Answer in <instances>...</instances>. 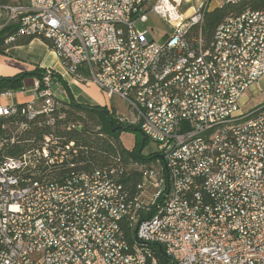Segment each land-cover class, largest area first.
<instances>
[{
  "label": "built area",
  "instance_id": "built-area-1",
  "mask_svg": "<svg viewBox=\"0 0 264 264\" xmlns=\"http://www.w3.org/2000/svg\"><path fill=\"white\" fill-rule=\"evenodd\" d=\"M182 3L0 5V32L14 29L5 45L49 41L70 75L127 103L128 114L114 108L119 123L139 126L156 156L135 187L122 181V163L78 169L76 140L60 133L78 124L66 122L53 70L36 80L33 101L3 91L0 149L21 142L17 134L52 130L22 141L29 147L18 156L0 157V264H166L158 246L169 264H264V104L241 111L243 95L264 77V9L227 17L207 41L201 25L210 5L185 15ZM152 13L171 27L163 43L137 27Z\"/></svg>",
  "mask_w": 264,
  "mask_h": 264
},
{
  "label": "trees",
  "instance_id": "trees-1",
  "mask_svg": "<svg viewBox=\"0 0 264 264\" xmlns=\"http://www.w3.org/2000/svg\"><path fill=\"white\" fill-rule=\"evenodd\" d=\"M19 0H0V5H9L18 2ZM263 10L264 0H242L239 3L231 4L225 3L221 6H217L211 10H207L204 13L203 23L201 25L202 35L205 40L211 41L215 35L218 27L224 22V20L232 15H238L245 10ZM13 27L5 28L0 32V53L5 52L7 46L4 44V40L7 34H11L14 29ZM200 31V26L197 25L192 29V35L198 36ZM34 37H25L19 40V44H28ZM50 45V42L44 40ZM46 69L36 68L31 72H22L12 78H0V82H4L7 86L6 88L12 90H20L23 87V80L28 75H34L37 80L41 79L45 74ZM54 72V76L59 77L60 74ZM65 85L67 83L63 81ZM70 92V89L67 85ZM23 90V89H21ZM72 97V95H71ZM73 99V98H72ZM66 106V122L72 121L78 124L76 129L72 131H64L61 129V134L68 137V139L76 140V145L78 146V155L75 160L78 169L84 170H95L98 168H106L116 166L118 163H122L125 167V173L122 176V181L131 187H135L142 180L141 169L151 164L156 156L153 154H143V148L145 147V142L148 140L147 136L143 137L142 144H137L134 149H127L121 139V133L124 126H131L119 123L116 117V111L114 108L110 109L111 117H109L105 110H109V106L94 105L90 106L88 104H82L76 102L74 99L70 102L64 101ZM14 121L16 118H11L6 121V123L14 126ZM8 127V125H7ZM114 127H118L117 131H113ZM140 129L139 126H136ZM100 128V129H98ZM51 127H46L44 130H38L34 128L28 132L19 136L15 144L10 142L2 146L0 149V157L2 156H18L29 144L23 143L25 139H30L32 137H41L43 133L50 132ZM131 130V129H127ZM13 131V130H12ZM133 131V130H132ZM138 132V131H136ZM5 134V130L0 126V139ZM120 160V161H119ZM68 169H62L61 171L55 172V179L61 181L63 174L68 173ZM157 254L162 262L169 264V259L165 256L164 249L156 248Z\"/></svg>",
  "mask_w": 264,
  "mask_h": 264
},
{
  "label": "rangeland",
  "instance_id": "rangeland-1",
  "mask_svg": "<svg viewBox=\"0 0 264 264\" xmlns=\"http://www.w3.org/2000/svg\"><path fill=\"white\" fill-rule=\"evenodd\" d=\"M202 1L205 3V5H207V3L209 5H215L219 0L218 1L217 0H183V3L180 6V10L185 12V15H187L190 11V9H189L190 6H192V5L197 6V4H199ZM137 27L140 30H144L147 28L150 29L153 37L160 43L164 42L165 33H171V31H172L171 27L164 20H162L158 15H156L154 13L150 14L148 23H139L137 25ZM14 60H16V59H14ZM60 62L62 63L61 66H63V68H65V69H62L60 71L62 73L61 74L62 79L57 77L58 80L60 81L59 84H61L59 93L65 91L67 97L71 99V95H73V93L75 92L77 87L82 88L81 86L88 87L91 85L97 86L93 82L82 83V82L74 81L73 83L72 82L70 83L71 85L67 83V85H69L71 87V91L69 92L67 85H65V83L63 81H65V79H67V76H70V75H69L66 67L64 66L62 60H60ZM25 63H27V62H25ZM2 64H4V63L0 62V72H2L4 69V65H2ZM59 69H61V68H59ZM57 71H59V70H57ZM57 78H56V80H57ZM36 80H37V77L34 75L26 76L24 78V81H23V87L21 88L23 90H21V89L20 90H13L16 93L11 100L16 99V101H17L16 103H22L23 101H28V102L33 101L35 98L34 97V91H35ZM56 80H55V82H56ZM54 83H53V85H54ZM97 88L100 90V93L103 96V101L106 102L107 99L103 95L101 89L98 86H97ZM4 90H8V88H6V87L0 88V93L3 92ZM66 95H64V96H66ZM64 96H61L60 98L62 100L66 101ZM96 99H99V98H95V100H93V101L94 102L99 101L101 103L100 100H96ZM108 101H109L110 107L115 108V109H119L124 114L129 113L127 103L125 101H123L119 98H116V97L113 98L112 100H108ZM262 104H264V77L261 78L259 81H257L253 86H251L249 88V90H247L246 93L243 95V97L241 99V111L245 113V112L251 111L252 109H254L257 106H260ZM96 105H100V104H96ZM101 106H103V105H101ZM121 139H122L124 146L129 150L134 149V147L137 144H142V142H143V137H142L141 133L136 132V131H132V130H123L121 133ZM145 143L146 144H145V147L143 148V154H148L149 151L155 147V145H154V142L152 140H150L149 138Z\"/></svg>",
  "mask_w": 264,
  "mask_h": 264
},
{
  "label": "crops",
  "instance_id": "crops-1",
  "mask_svg": "<svg viewBox=\"0 0 264 264\" xmlns=\"http://www.w3.org/2000/svg\"><path fill=\"white\" fill-rule=\"evenodd\" d=\"M217 3L215 5H210L209 10L217 7L218 6ZM187 15H190V14H187ZM23 38L25 37H20L17 39V41H14L10 43L9 45H5L7 46L6 51L3 53L2 52L0 53V62L4 63L2 64L4 65V69L2 72H0V78H7V77L12 78L22 72L34 71L37 67L44 68V69H47V68L51 69L55 71L56 73L60 74L61 76L62 73L60 71L65 68L61 66L62 63L60 62L58 56L50 48V45L44 40H41L39 38H34L28 44L17 43L19 40ZM70 76H67V79H65V82L68 84H70L71 82L73 83L74 81L85 83L83 80H81V78L74 77L72 75ZM56 78H57L56 76L53 78L52 83L55 82ZM59 83L60 81L57 78L54 85L52 84V88H53L54 93H56L58 97L60 98L61 96L66 95V93L65 91L59 93L60 86H61V84ZM4 86H7V84L4 82H0V88H5ZM81 87L82 88L80 87L76 88L71 99L68 98L67 95L64 96L66 101L70 102L74 99L78 103L88 104L90 106H94L96 104H100L103 106L105 105L110 106L109 101L106 97L105 98L107 99V101L106 102L103 101V96L101 95L100 90L97 88V86L91 85L88 87H84V86H81ZM69 89L71 91L70 86H69ZM1 93H0V103L9 102L8 100H5L4 98L1 97ZM95 98H99L96 100H100L101 103L99 101L94 102L93 100H95ZM13 102H17L16 99H13ZM26 102L28 101H23L22 103H19V104H24Z\"/></svg>",
  "mask_w": 264,
  "mask_h": 264
},
{
  "label": "water",
  "instance_id": "water-1",
  "mask_svg": "<svg viewBox=\"0 0 264 264\" xmlns=\"http://www.w3.org/2000/svg\"><path fill=\"white\" fill-rule=\"evenodd\" d=\"M105 112H106V114H107L109 117H111V112H110L109 110H105ZM127 129H131V130H133V131H138V132L141 133L142 137L145 136V134L142 132V130L139 129V128H137V127H135V126H124V127H123V130H127ZM117 130H118V127H114V128H113V131H117ZM150 151H152V149H151Z\"/></svg>",
  "mask_w": 264,
  "mask_h": 264
}]
</instances>
